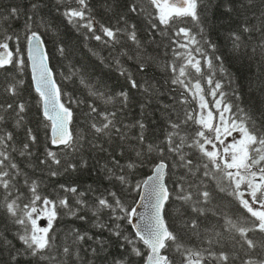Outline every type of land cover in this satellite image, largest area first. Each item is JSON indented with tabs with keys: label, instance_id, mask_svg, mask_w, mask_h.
<instances>
[{
	"label": "snow or ice",
	"instance_id": "snow-or-ice-1",
	"mask_svg": "<svg viewBox=\"0 0 264 264\" xmlns=\"http://www.w3.org/2000/svg\"><path fill=\"white\" fill-rule=\"evenodd\" d=\"M56 2V11L68 24L77 30L86 29L91 34L86 38L110 49L119 74L125 76L132 89L143 93L136 106L144 113V119L133 124L124 122L133 107L127 90L109 93L81 78L80 83L89 89L94 101L87 104L90 136H78L71 127L73 110L63 101L62 88L49 67L46 41L38 30L52 27L44 19L40 7L43 0H25L8 11L0 10V214L16 232L9 239L5 231H0V264H22L23 257L27 258L23 264H132L128 256L142 258L144 264H264V108L252 105L250 111L239 103L240 91L230 94L226 90L233 78L225 66L226 62L252 56L264 59V0H216L214 5L213 0H141L124 5L119 0L113 5L109 0V8L115 11L108 23L96 20L90 0ZM122 7L130 14H146L150 34H160L162 46L165 39L168 41L166 83L171 85L170 92L180 89L172 105L161 102V118L166 117L165 134L151 141L147 135L151 131L148 115L151 112L155 117L153 101L157 92L163 93V87L159 82L154 85L152 80L138 82L124 67L121 57L139 60L137 70L145 74L159 57L147 56L137 25L129 22ZM209 11L211 18L205 15ZM217 18L229 21L225 27L230 45L227 52L218 48L208 31L210 19L214 23ZM111 19L116 23L112 24ZM21 20L27 61L25 49L20 47L21 37L12 27ZM189 21L196 30L188 26ZM124 37L134 49L128 47ZM57 51L68 58L63 43ZM26 66L31 68L42 117L36 127L28 120L30 108L22 95L24 80L9 71L22 74ZM76 74L73 68L65 78L71 80ZM189 97L196 101V108L182 109L183 116H173L175 105L188 104ZM95 100L111 107L101 109ZM41 123L45 129L43 141L38 135ZM131 128L137 129L132 134L135 143L130 145L135 159L125 150V144L132 139ZM21 132L23 140L18 138ZM39 146L44 149L42 153ZM61 153L73 160L79 156V164L65 162ZM86 153H96L95 164L84 158ZM117 154L128 156L124 166ZM156 154L159 162L151 159ZM37 156L41 158L38 165H32L35 172L51 178L69 172L90 175L94 170L99 172L100 160L107 163L95 177V187L89 184L81 191L76 183L60 184V193L65 195L57 193V198L52 199L41 191L43 175L36 176L28 170ZM168 156L180 170L174 189L165 182L172 170ZM145 163L154 164L152 174L132 188L140 193L143 212L125 207L117 191L101 190L105 180L129 186L128 170ZM221 194L236 200L248 216L229 215L220 203ZM173 198L181 202L177 211L184 227L180 230H173L165 219V206ZM185 206L191 209V217L186 216ZM61 208L82 221L88 217L80 213L89 209L96 226L109 235L92 236L76 229L63 244L58 243L53 224ZM105 213L108 222H104ZM210 216L215 221L212 225L207 223ZM41 218L47 220V226L40 225ZM133 218L139 221L133 225L135 235H126L116 221L133 224ZM197 236L199 243H186V238ZM89 240L95 246L88 245ZM111 247L119 251L114 254Z\"/></svg>",
	"mask_w": 264,
	"mask_h": 264
},
{
	"label": "trees",
	"instance_id": "trees-1",
	"mask_svg": "<svg viewBox=\"0 0 264 264\" xmlns=\"http://www.w3.org/2000/svg\"><path fill=\"white\" fill-rule=\"evenodd\" d=\"M24 2L25 0H0V10L8 11L11 6H15L16 4H21ZM110 2L115 5L117 0H110ZM119 2L121 5H124L132 2L141 3V0H119ZM207 2L208 0H205V3ZM90 3L92 5L96 20L100 23H108L110 18H112L113 11H115V8H109V0H90ZM215 3L216 0H213V5ZM40 7L43 10L44 19H46L52 25V27H41L38 30L42 33V39L46 41L45 47L49 53L50 67L53 70L54 78L56 79L58 85L61 86L64 93L63 101L73 110L74 116L71 127L75 130V133L78 136H90V129L88 128L89 122L87 120V104L94 101V98L89 95V89L80 83L81 78L89 81L93 87H100L101 90L107 91L109 93L127 90L130 96L133 98V107L131 110H128L127 116L124 117V122L127 124H133L137 119H144V113L141 112L138 106H136V101L143 99V93L136 89H132L125 76L119 74L120 69L111 59L110 49L105 47V45L101 42L86 38V36H91L90 33H87L86 29L77 30L72 25L68 24L64 17L56 11L58 7L56 0H43V3H41ZM121 12L126 17L130 18V23L137 25V34L142 43L145 44L144 51L147 53V56L159 57L158 59L154 60L152 67L149 68L146 74L140 73L137 70V63L139 60L133 61L127 57H121L124 67L138 82L152 80L154 85L159 82V85L163 87V93L161 94L160 92H157L156 99L153 101L155 117H153L151 112H149L148 115L151 131L147 133V135L151 141L157 137H162L165 134L166 125L164 120L166 117L161 118L163 116L160 107L161 102L172 105L173 97H178L180 89H177L175 92H170L169 89L171 85L166 83L168 76L165 74V64L168 62V58L170 56V52L165 51L168 41L165 39L162 46L159 43L162 39V36L156 33L150 34V21L148 20L146 14H130L128 13L127 9L123 7L121 8ZM205 15L211 18L212 12L209 11ZM111 23L115 24V19H111ZM228 24L229 21L223 18H217L214 23L211 22L210 19L208 24L209 34L212 36L213 41L217 43L218 48L224 52H227L230 47L227 40V32L225 31V27ZM21 25L22 20L14 22L12 27L14 31L21 37L20 47L25 49L23 55L27 61L26 41L24 40V29ZM188 26H191L194 28V30H196L195 25H193L190 21ZM153 35H155V42L153 41ZM123 39L130 49L135 48V46L132 45L130 41H127L126 37ZM61 43H63L68 52L67 59L64 56H61L57 51ZM11 46L13 49H15L16 43L13 42ZM112 55H114V53H112ZM225 66L228 68L233 78L230 86L226 87V90L229 91L230 94L233 90L240 91L242 100L239 101V103L243 107L248 108L250 111L252 110V105H259L261 108H264V104H261V101L264 100V59L252 56L246 59L226 62ZM73 68L76 69L77 74L72 76L71 80L66 79V75H71ZM238 69L239 71H237ZM9 71L13 72L14 75L24 80V90H22V95L27 100L30 108L28 120L31 123V126L36 127L37 121H41L42 117L38 108L39 99L32 86L29 68L26 66L22 74L15 72L13 69H9ZM241 77H243V79H241ZM217 78H221V74L218 73ZM0 79H3L2 75H0ZM225 84L228 85L227 80H225ZM188 99L189 103L186 105H175L176 112L172 113L173 116H176L177 114L183 116L184 112L182 109L196 108V101H193L191 97ZM208 99L211 102V98L208 97ZM77 100L81 103H76L75 101ZM95 103L101 109L105 107H111L110 105H105L100 100H95ZM191 127L195 126L193 125ZM136 132V128H131L129 135L132 136V139L125 144L126 152L128 155H131L133 159H135V154L132 152L130 145L135 143V136L132 134ZM44 133L45 129L41 123L39 125L38 135L42 141L45 140ZM18 138L21 140L24 139L23 132L19 134ZM39 151L40 153L44 151L42 146H39ZM61 156L65 162L71 160V162L79 164V156H77L74 160L71 157H63L62 153ZM95 157L96 153H86L84 158L90 159V161L95 164ZM39 158L41 157L37 156L31 161L28 167L29 171L35 172V169L32 167V165H38ZM117 158L121 160V166H124L127 162L128 156H120L117 154ZM151 159L155 162H159V154H156ZM21 163L23 166V161H21ZM106 163L107 161L103 159L100 160L99 164L97 165L99 172L94 170L90 175L85 173L83 176H81L79 172L64 173L54 178L39 172H35V175H43V183L41 184L42 193L48 195L52 199H56L57 193H60V184L72 185L76 183L79 185L81 191L86 190L89 184L95 187V177L104 171L103 166ZM168 163L171 165L172 170L169 175L166 176V183L170 188L174 189L175 181L179 178L178 171L180 170H177L175 165L172 164L171 156H168ZM39 167H43V165H39ZM153 167V163H145L143 167H137L134 170H128L129 186H123L119 183V181L114 180L109 183L107 180H105L104 183L100 185V188L101 190L107 189L117 191L121 195L125 207L131 209L132 207H135L139 196V193L132 190V188L136 184L142 183L144 179L151 175ZM60 194L65 195V193ZM72 199L74 203L75 198L73 197ZM89 199L91 202V197H89ZM180 203V201H177L175 198H173L169 201L165 208L166 222L173 230H180L184 227L183 223H181V221L178 219L179 213L177 209L180 207ZM220 203L223 204L229 215H233L235 217L248 216L244 209L239 206V203L230 196L222 195V200ZM183 210L186 212L187 217H191L193 215L191 209L187 206H185V209ZM58 212L59 215L57 220L53 224V229L58 243L63 244L76 229H79L80 232H87L92 236H101V233H103V237H107L109 235L106 230L99 229L96 226L97 221L95 217L92 216L89 209H84L80 213L81 215H86L88 217L86 221H82L67 215V210L63 208L59 209ZM104 222H108V216L106 213L104 215ZM116 222L122 225V230L126 235H135L131 224H129L127 220ZM207 223L212 225L215 223V221L210 216ZM0 231H5L9 239L14 238L16 235V232L13 230L12 223L5 219L2 214H0ZM199 242L200 238L198 236L192 237L190 239L186 238V243L197 244ZM14 243L19 246L18 241H14ZM87 244L95 246L94 241L91 240H89ZM139 246L141 249H144V245L142 243H140ZM144 250L146 251V249ZM110 251L115 254L119 251V249L111 247ZM3 255L6 257L7 252H5ZM101 255H104V253H101ZM26 259V257L21 258L22 264L23 260ZM127 259H130L132 264H144V260L142 258L128 256ZM96 264H99V261H97Z\"/></svg>",
	"mask_w": 264,
	"mask_h": 264
},
{
	"label": "water",
	"instance_id": "water-1",
	"mask_svg": "<svg viewBox=\"0 0 264 264\" xmlns=\"http://www.w3.org/2000/svg\"><path fill=\"white\" fill-rule=\"evenodd\" d=\"M45 49H46V48H45ZM49 67H50V64H49ZM29 69H30L31 80H32V72H31V68L29 67ZM139 196H140V193H139ZM140 203H141V202H140V199H139V197H138V200H137V203H136L135 207L137 208V210H138L139 212H143V208L139 206ZM138 222H139V221H138L137 218H133V224H131V227H132L134 233H135V230H134L133 225H134L135 223H138Z\"/></svg>",
	"mask_w": 264,
	"mask_h": 264
},
{
	"label": "rangeland",
	"instance_id": "rangeland-1",
	"mask_svg": "<svg viewBox=\"0 0 264 264\" xmlns=\"http://www.w3.org/2000/svg\"><path fill=\"white\" fill-rule=\"evenodd\" d=\"M229 139H231V137ZM39 223H40L41 226H47V220L44 219V218H41Z\"/></svg>",
	"mask_w": 264,
	"mask_h": 264
}]
</instances>
